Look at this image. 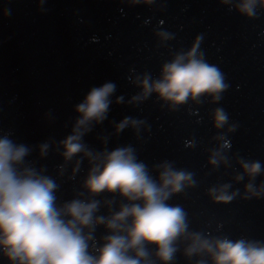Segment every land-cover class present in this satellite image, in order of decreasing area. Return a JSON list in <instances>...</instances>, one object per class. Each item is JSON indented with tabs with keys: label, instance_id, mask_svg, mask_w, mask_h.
<instances>
[{
	"label": "water",
	"instance_id": "1",
	"mask_svg": "<svg viewBox=\"0 0 264 264\" xmlns=\"http://www.w3.org/2000/svg\"><path fill=\"white\" fill-rule=\"evenodd\" d=\"M229 7L219 0H156L153 5L127 0H0V134L11 132L15 142L33 146L26 159L37 168L46 167V174L60 185L58 203L70 200L82 190L89 164L85 158L74 172L83 154L65 164L59 142L72 133L78 116L74 105L92 87L114 82L108 118L95 124L84 142L101 150V138L107 136L109 150L131 144L150 170L167 160L194 173L196 185L186 184L168 201L185 209L189 231L264 241V193L246 192L250 177L237 163L242 157L264 167V10L258 5L256 18L249 19ZM161 30L172 33L173 39L158 37ZM198 35L199 50L229 85L218 102L211 96L200 104L189 99L172 110L171 102L156 93L130 102L142 92L137 76L158 78L162 65L177 52L188 51ZM121 96L123 102L117 103ZM218 107L229 117L223 129L214 126ZM126 116L145 121L138 133L131 127L116 132L115 124ZM231 124L237 125L234 132L228 131ZM221 134L230 142L223 150L229 159L217 167L209 160L223 143L217 138ZM45 141H50L48 155L40 157L38 145ZM192 141L194 147L189 146ZM238 174L243 180L236 179ZM262 182L264 171L254 180L258 191ZM224 184L231 185L229 195L237 190L239 194L230 202H216L209 189L216 188L219 195ZM115 201L118 210L123 199L115 194ZM99 214L106 215L107 209ZM104 234L98 227L97 239ZM186 243L181 241L173 264H195L201 258L185 257ZM203 258L212 264L210 256ZM0 264H8L2 253Z\"/></svg>",
	"mask_w": 264,
	"mask_h": 264
},
{
	"label": "clouds",
	"instance_id": "2",
	"mask_svg": "<svg viewBox=\"0 0 264 264\" xmlns=\"http://www.w3.org/2000/svg\"><path fill=\"white\" fill-rule=\"evenodd\" d=\"M123 2V0H122ZM133 5H153L156 0H127ZM231 5L239 14L254 19L259 9L264 10V0H219ZM9 15V10H4ZM163 40L173 39L167 31H157ZM202 36L198 35L191 48L177 52L165 62L160 76L153 79L149 73L136 77L142 92L134 95L130 102L147 100L152 93L167 102L172 110L187 104L189 99L200 104L202 98L211 96L212 102L222 98L229 85L223 72L207 62L199 50ZM116 91L114 82L92 87L84 98L74 105L78 114L72 133L59 142L65 164L78 154L73 171L80 169L87 158L89 169L83 180L81 191L70 199L58 203L56 195L60 185L47 175L44 166L37 168L28 161L33 146L17 143L11 132L0 134V253L8 264H173L183 240L185 257L200 256L195 264H208L204 254L211 257L212 264H264V241L241 237L236 240L228 236H210L201 231H189L188 214L181 205L168 203L174 194L181 193L186 184L195 186L194 173L177 169L165 160L148 165L138 158L131 145L117 146L109 150L108 137H102L101 150L90 148L84 136L95 124L108 118L110 97ZM123 97L117 98V103ZM226 111L214 109V126L223 129L228 125ZM145 121L126 116L115 124L117 133L131 127L137 133ZM236 124L228 131L234 132ZM223 143L213 150L209 163L219 166L227 163L223 150L230 147L225 134L217 137ZM194 147L195 142H189ZM40 157H46L50 141L38 145ZM237 163L250 177L245 185L251 196L264 193V182L258 191L254 185L257 175L264 171L260 161H248L238 157ZM65 164L59 165L60 175ZM157 175L154 176L152 171ZM73 177L70 176L69 179ZM243 174L236 176L243 180ZM230 184H224L220 194L216 188L209 189L216 202H230L239 190L227 193ZM102 194L113 198L97 199ZM115 194L123 199L116 208ZM246 199L250 197H245ZM102 208L107 214H99ZM102 226L105 234L98 240L95 233ZM190 241V242H189ZM155 257V259L153 258Z\"/></svg>",
	"mask_w": 264,
	"mask_h": 264
}]
</instances>
